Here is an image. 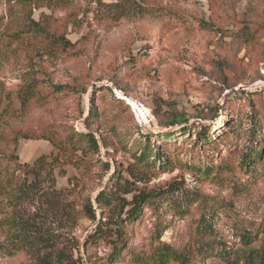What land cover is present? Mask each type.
I'll return each mask as SVG.
<instances>
[{"label":"rangeland","instance_id":"obj_1","mask_svg":"<svg viewBox=\"0 0 264 264\" xmlns=\"http://www.w3.org/2000/svg\"><path fill=\"white\" fill-rule=\"evenodd\" d=\"M114 1L66 0L53 9L0 0V170L16 188L34 181L23 164L58 153L41 138L15 143L18 128L30 134L52 128L64 135V128L73 126L94 132L100 144L105 140L116 146L108 151L101 146L100 160L89 170L54 164L55 187L78 213L72 229L82 243L77 264H142L141 258H152L164 246L188 255L166 264H227L223 247L264 251L259 230L264 160L253 176L231 172L234 166L240 170L251 135L258 147L264 141V36L250 48L245 41L247 30L264 25V0H136L140 10L118 21L109 15ZM28 15L35 20L49 16L50 30L63 33L72 48L61 50L45 37L25 34ZM74 80L87 92L53 88ZM30 82L38 84L37 95L23 108L19 91ZM116 92L127 106L118 102ZM92 98L99 119L87 129L83 119ZM81 108L83 118H77ZM177 113L188 122L168 125ZM185 125L187 133L181 131ZM173 131L165 141L162 134ZM147 133L164 154L154 170L136 176L122 172V202L135 193L149 196L140 216L127 225V241L118 242L121 254L111 259L110 242L95 239L83 245L97 223L83 216L82 203L90 196L97 208V193L118 164L135 163V143ZM204 165L214 172L202 173L197 167ZM3 194L0 189V218L8 201ZM29 208L37 205L30 202ZM41 223L55 228L51 218ZM202 223L212 231L200 236ZM245 233L254 235L250 245L241 240ZM29 263L0 228V264ZM240 264H264V258Z\"/></svg>","mask_w":264,"mask_h":264},{"label":"trees","instance_id":"obj_2","mask_svg":"<svg viewBox=\"0 0 264 264\" xmlns=\"http://www.w3.org/2000/svg\"><path fill=\"white\" fill-rule=\"evenodd\" d=\"M66 0H7L8 3H21L34 6L36 8L63 5ZM102 2V0H98ZM109 10L110 18L113 21H118L122 17L129 16L140 10L136 0H115L110 3ZM51 20L49 16L35 20L31 15H28L23 23V32L25 34L32 33L34 36L45 37L50 44L67 50L72 48L73 44L66 39L63 33L51 31ZM245 41L247 46L253 47L257 39L264 36V25L254 30H247ZM79 82L73 81L69 86L54 85L53 88L58 91L69 89L72 94H82L87 92V88L80 90ZM37 86L34 82H30L19 91V98L24 107H28L29 102L37 95ZM96 88L93 89V93ZM118 102L126 105L124 99L118 98ZM127 106V105H126ZM84 111L81 108L77 118H83ZM99 119V109L91 100L89 111L83 119V124L87 129H91V125ZM188 122V119L183 117V114H175L168 125ZM167 125V126H168ZM65 136L59 130L52 128L45 129L42 133L30 134L29 131H23L18 128L15 130L13 140L16 143L20 138H41L49 141L52 146L58 150L56 155H42L34 161L32 165L27 163L23 166L27 167V172L33 174L34 181L31 183L23 182L18 187H14L10 176L3 170H0V189L4 196L8 198L6 204L1 207L4 213L0 218V228L4 229L8 237L12 239L16 247L23 250L30 259L29 264H77L81 261L80 247L82 245L79 238L73 233L72 229L78 223V213L71 203L65 200V195L61 190L56 189V176L54 173V164L61 167L63 163L74 165L77 169L89 170L92 163L100 160L101 146L106 151L113 148L117 149L112 143L105 140L100 141L95 136L94 132H82L76 130L73 126L65 127ZM189 126L181 127V131L187 133ZM140 134V133H139ZM176 134L175 131L163 133V139L170 140ZM152 133L142 134V137L135 143L137 153L134 154L135 163L123 168L118 164L111 177L107 180L106 185L100 190L95 201V208L90 196L82 203L81 213L84 217L97 225L85 240L86 245L95 239H103L108 241L113 246V252L110 254L111 259H116L121 254V247L118 242H126L128 239V224L138 218L142 212L143 205L147 200V194L140 192L135 193L131 200L121 201L118 192L122 186L120 180L123 178V171L130 175L136 176L137 172L150 171L156 168V161L162 160L164 149L156 147L152 144ZM201 137L205 143H209V136L205 130H202ZM251 145L241 154L239 169L234 166L231 172L238 171L232 174L235 177L239 172L245 175H255V169L264 160V141L258 147L257 138L253 135L250 137ZM168 145H163V148ZM13 155V154H12ZM14 156V155H13ZM167 158V155H164ZM52 157V160H48ZM16 158V157H15ZM168 159H165V161ZM102 162V167L109 169L108 162ZM205 175L213 173V167L204 165L197 167ZM34 202L37 209L34 211L29 208V203ZM98 212L100 217H98ZM44 217L51 218L55 228H49L41 222ZM259 230L264 233V221L260 224ZM198 231L200 236L205 232H211V228L206 223L199 226ZM254 235L245 233L241 240L243 243L250 245ZM223 257L226 258L227 264H240L241 260L246 263L256 262L259 258H264V251H258L255 248L232 249L231 247H223L220 250ZM187 254L179 253L169 246H164L158 249L152 256L147 259L141 258L142 264H166L171 260L184 261ZM110 259V260H111Z\"/></svg>","mask_w":264,"mask_h":264},{"label":"water","instance_id":"obj_3","mask_svg":"<svg viewBox=\"0 0 264 264\" xmlns=\"http://www.w3.org/2000/svg\"><path fill=\"white\" fill-rule=\"evenodd\" d=\"M93 87H95V85L93 86ZM116 95H117V92H116ZM124 95V94H123ZM118 96V95H117ZM126 96V95H125ZM119 97V96H118ZM119 98H121V97H119ZM122 99V98H121ZM127 102L129 103V101L127 100Z\"/></svg>","mask_w":264,"mask_h":264}]
</instances>
